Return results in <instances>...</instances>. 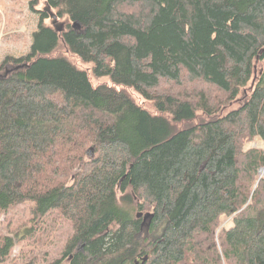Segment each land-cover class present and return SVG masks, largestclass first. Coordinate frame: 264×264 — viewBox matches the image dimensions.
<instances>
[{
    "label": "trees",
    "instance_id": "trees-1",
    "mask_svg": "<svg viewBox=\"0 0 264 264\" xmlns=\"http://www.w3.org/2000/svg\"><path fill=\"white\" fill-rule=\"evenodd\" d=\"M27 5L29 50L0 61V214L29 203L30 227L0 232V263L49 217L61 256L24 264H264V149L244 147L264 141V0Z\"/></svg>",
    "mask_w": 264,
    "mask_h": 264
},
{
    "label": "rangeland",
    "instance_id": "rangeland-1",
    "mask_svg": "<svg viewBox=\"0 0 264 264\" xmlns=\"http://www.w3.org/2000/svg\"><path fill=\"white\" fill-rule=\"evenodd\" d=\"M29 0H0V61L3 56L11 54L18 57L27 54L29 50V42L31 41V33L39 20V14L32 13L28 8ZM41 8V6H38ZM50 22V19H46ZM61 21V20H59ZM77 66L81 68H89V66L80 63L74 59ZM93 83L105 82L106 78H91ZM141 102L142 100L139 99ZM145 105L146 103L143 102ZM245 148H262L264 149V141L259 137L247 142ZM263 175L264 171H261ZM120 196V193L117 194ZM29 203L19 204L8 209V212L0 214V232L7 233V229L22 230L28 219ZM139 212V211H138ZM140 213V212H139ZM145 214H140L142 222H145ZM38 223H34L33 233L12 247L11 255L8 260L2 261L0 264H24L25 260L34 259L36 262L42 263L45 257L61 256L62 245L71 229L65 221L52 220L49 217L39 218ZM233 224L228 218L222 223V227L229 228ZM24 257V258H23ZM24 260H23V259Z\"/></svg>",
    "mask_w": 264,
    "mask_h": 264
},
{
    "label": "water",
    "instance_id": "water-1",
    "mask_svg": "<svg viewBox=\"0 0 264 264\" xmlns=\"http://www.w3.org/2000/svg\"><path fill=\"white\" fill-rule=\"evenodd\" d=\"M44 10H46L48 12V16L52 19V23L53 25L55 26V29H57L58 31L61 30V27H63V23L62 22H57V18H56V15L49 9L47 8H44ZM90 151H92V148H90ZM141 213H137V216L136 217H139Z\"/></svg>",
    "mask_w": 264,
    "mask_h": 264
},
{
    "label": "bare ground",
    "instance_id": "bare-ground-1",
    "mask_svg": "<svg viewBox=\"0 0 264 264\" xmlns=\"http://www.w3.org/2000/svg\"><path fill=\"white\" fill-rule=\"evenodd\" d=\"M261 171H264V168ZM261 171H260V173H262Z\"/></svg>",
    "mask_w": 264,
    "mask_h": 264
}]
</instances>
